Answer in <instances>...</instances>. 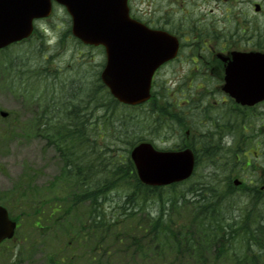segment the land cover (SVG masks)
<instances>
[{
  "label": "trees",
  "instance_id": "obj_1",
  "mask_svg": "<svg viewBox=\"0 0 264 264\" xmlns=\"http://www.w3.org/2000/svg\"><path fill=\"white\" fill-rule=\"evenodd\" d=\"M30 52L29 41L3 50L0 75L10 90L22 92L35 104L36 134L53 145L63 159L56 185L73 202L65 216L76 205L90 201L86 219L80 220L75 230L83 238L82 247L89 242L90 253L77 264H110L112 260L105 255L112 243L126 245L131 258L151 255L161 264L264 263V194L256 192L258 196L248 200L245 217L237 220L233 214L245 200L218 204L189 199V192L202 188L203 183L198 187L193 184L188 192L174 184L165 193L163 188L142 184L129 156L130 146L140 138L138 116L131 111L139 108L127 107L112 97L100 77L93 78L91 64L75 62L78 77L63 87L58 84L60 71L44 73L47 65L45 71L27 68L33 60ZM84 71L88 74L83 75ZM75 90L81 92L75 96ZM61 101L66 106L60 105ZM96 110V127H90ZM143 118L154 123L152 114L146 112ZM237 150L242 149H233L225 158ZM86 165L98 168L88 180L83 172ZM110 193H116L118 199L107 208ZM150 201L156 204L152 211L145 206ZM255 208L258 215L253 214Z\"/></svg>",
  "mask_w": 264,
  "mask_h": 264
},
{
  "label": "rangeland",
  "instance_id": "obj_2",
  "mask_svg": "<svg viewBox=\"0 0 264 264\" xmlns=\"http://www.w3.org/2000/svg\"><path fill=\"white\" fill-rule=\"evenodd\" d=\"M136 2L138 3L139 0ZM174 3H176L175 7L173 3L170 5L169 16L166 19L163 16L164 18L160 21L162 24L185 33V38L187 36L190 39L192 35L190 30L195 28L199 37L215 43L214 46L218 50L223 46L240 51L264 50V0H187L184 3ZM257 4L260 6L259 10L256 9ZM140 6L144 7L145 3H141ZM36 26L39 31L29 41L30 55L33 60L42 59L45 54L47 57H52L58 53L56 56L58 62L55 65L65 70H68L66 62L73 57L78 59L83 57L81 58L82 63L90 60L89 63L93 67L96 64L97 70L100 68V62L104 61L101 50L82 47L76 40H73L69 32L70 15L63 6L55 4L53 15L45 21H37ZM12 49H15V46ZM2 64L3 54L0 53V66ZM92 75L94 78V72ZM160 77L163 80L160 81V86L156 91L163 96L161 103L164 104L171 100L167 91L169 83L164 81L169 76L163 71ZM31 84L35 85L34 82ZM21 93L10 90L4 77L0 75V110L10 112L8 117L0 115V195L6 198L8 194H13L14 196L10 195L8 198L7 205L10 207L12 205L13 215H22L21 226L16 238L4 243L0 248V264H43L47 262L48 256H52L49 252L56 254V246L66 237L64 232L60 233L59 237L52 242L46 239V244L43 245L39 240V229L33 224L37 217L34 210L40 204V200L46 203L54 196L58 189L56 183L63 167V161L52 145L47 144L44 138L36 134L38 109ZM131 113L138 116L140 135L145 134L146 137L153 139L159 147L169 148L175 145L177 141L172 137L176 138L179 135L178 144L184 141V130L172 131L170 136V134L167 135L165 129L167 124L162 125L160 129L158 127L159 130L155 131L157 128L144 121L142 110H132ZM252 114L253 116H250L252 119L251 135L262 137L264 136V128H261L264 124V110L258 109ZM194 125L196 126L194 133L200 136L206 125L200 126L196 122ZM241 125L242 122L236 117L233 122L234 128H240ZM240 132L244 135L245 130L241 129ZM251 142L254 143L252 140ZM208 148H212L209 142L206 147L204 143L197 146V149L202 151L201 157ZM201 159V164L198 166L195 177L190 181V185L196 184L198 180L202 182L213 172V167L203 162L204 158ZM236 159L229 160L235 171L234 175L243 181L252 180L251 176H254L252 167L247 168L243 159L242 162L236 163ZM259 165V162H256V170H260ZM65 197L68 199L67 194ZM56 199H60L57 201L61 206L70 205L72 202L71 199L66 200L62 196ZM116 199H118L116 193L108 194L107 208H111ZM88 204L90 201L77 207L79 209L77 216L84 217ZM145 206L150 211L155 209L152 201ZM43 208L40 214L44 222L43 227H47L48 221L44 218L49 213V208L47 204ZM43 211H45L44 215ZM74 220L75 218L71 219L72 224H77ZM2 256H7V258ZM116 258L121 262L124 261L121 255H117Z\"/></svg>",
  "mask_w": 264,
  "mask_h": 264
},
{
  "label": "water",
  "instance_id": "obj_3",
  "mask_svg": "<svg viewBox=\"0 0 264 264\" xmlns=\"http://www.w3.org/2000/svg\"><path fill=\"white\" fill-rule=\"evenodd\" d=\"M56 1L65 5L71 14L72 30L77 37L87 44L105 46L107 64L102 78L112 93L130 104L147 100L155 69L177 51L176 38L131 19L127 0ZM52 3V0H0V48L29 37L34 19L49 16ZM233 55L227 79L235 82L238 88L255 82L264 84V54L236 52ZM262 98L264 94L252 99L239 97L249 103ZM1 114L6 116L7 112ZM132 158L141 180L152 185L184 180L194 169L190 149L158 151L151 143L142 142L133 149ZM15 228L16 222L0 206V241L12 237Z\"/></svg>",
  "mask_w": 264,
  "mask_h": 264
},
{
  "label": "flooded vegetation",
  "instance_id": "obj_4",
  "mask_svg": "<svg viewBox=\"0 0 264 264\" xmlns=\"http://www.w3.org/2000/svg\"><path fill=\"white\" fill-rule=\"evenodd\" d=\"M187 0H129L131 16L141 20L147 25L158 28L166 29L173 35L177 36L180 40V48L178 55L163 64L155 73L153 79V98L155 97L154 91L160 86L162 81L161 74L164 71L169 76L164 80L169 83L167 87L168 95L171 98L168 102L176 108L186 107V122H189L186 127V135H184V141L180 144L179 136L172 137L178 144L177 146H191L194 149L198 145H202L201 135L193 133L196 130L194 125L195 117L201 116L202 122L198 123L206 125L208 131H218V136L228 134L227 131L234 130L233 122L241 113V116L245 120L244 128H250L252 125L253 116L252 113L257 112L258 109L264 110V101L258 104L249 106L238 103L233 97L230 96L224 89V76L225 66L221 58L218 57L219 53L225 56H231L232 49L223 46L222 49H216L212 41L203 40L197 35V29L191 28L192 33L190 39L185 38V33L180 30L173 29L166 24H162L160 19L169 16L170 5L174 7L176 3H184ZM145 3L144 7L140 4ZM211 73V74H208ZM176 112H178L176 110ZM178 122H175V130L181 131L180 124L184 122L179 114H177ZM223 121L220 122V120ZM264 128V124L261 125ZM231 139H234L235 144L239 143L243 139H246L245 135L241 132L238 135L232 134ZM258 136H252L250 139L256 142ZM248 141V139H247ZM256 153V157H262L263 150ZM264 177V175H263ZM264 187V181L260 183Z\"/></svg>",
  "mask_w": 264,
  "mask_h": 264
},
{
  "label": "bare ground",
  "instance_id": "obj_5",
  "mask_svg": "<svg viewBox=\"0 0 264 264\" xmlns=\"http://www.w3.org/2000/svg\"><path fill=\"white\" fill-rule=\"evenodd\" d=\"M55 56V55H53ZM28 69L31 68L33 71H45L46 67V61L44 59H37L32 60L30 62V65H28ZM79 68L76 65H72V68L70 70H66L62 73L60 79H58L59 86L67 87L69 82H71V78L78 77ZM87 71L83 72V75H87ZM80 90H75V96L80 93ZM72 96V94H71ZM92 97V95H90ZM97 98V96L94 98V100ZM60 105L63 107L66 106L63 101H61ZM94 110L97 109L95 106L93 108ZM238 119L242 122V125L240 128L227 131L228 134L226 135H220L218 136V131L208 132L206 141L209 142L212 145L211 149H207L204 152V155L201 158H204L203 162L207 163L208 165L213 167V172L209 175V177L202 180V182L197 181L196 187L200 186L201 183H203L202 188L197 189L192 193L193 191L189 192V199L195 198L196 200L202 202H217L220 204V202L224 200H229L232 203L236 201H243L245 200V204L243 206H237V204H232V206H237L236 211L234 212L233 216L236 217L237 220L245 217L246 215V209L248 207V200L254 196L257 197L258 194L253 190H246L243 192H240L233 188L229 182V171H227L226 164L221 163V160L228 161V158H225L229 153L233 151L235 147L234 139H231L232 134L238 135L240 133V130L244 128L245 120L241 116V113H238ZM131 120V118H129ZM195 120L200 123L202 122V117L197 116L195 117ZM223 121V119L220 120V122ZM203 126V125H201ZM132 127H135L132 124ZM234 137V136H233ZM207 145H205L206 147ZM202 160V159H201ZM242 161H236V163H240ZM246 163L245 161H243ZM201 164V161H200ZM247 165V164H246ZM233 167V166H232ZM235 167V166H234ZM233 170V168H232ZM98 171V168L96 165H86L83 168V172H86L84 176H86L85 179L88 180V177L94 176ZM218 171V172H216ZM233 172H235L233 170ZM223 173V175L221 174ZM214 174V176H212ZM88 175V176H87ZM212 176V177H210ZM92 178V177H91ZM206 180V181H205ZM192 185H189L183 189V192H188L189 188ZM226 194V195H225ZM253 214L258 215V210L255 208L253 209ZM236 225H231L232 227Z\"/></svg>",
  "mask_w": 264,
  "mask_h": 264
}]
</instances>
